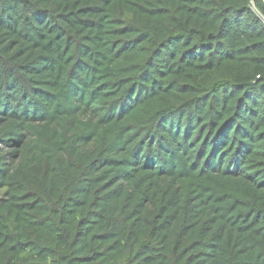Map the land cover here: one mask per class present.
<instances>
[{"label":"trees","instance_id":"obj_1","mask_svg":"<svg viewBox=\"0 0 264 264\" xmlns=\"http://www.w3.org/2000/svg\"><path fill=\"white\" fill-rule=\"evenodd\" d=\"M0 264H264V0H0Z\"/></svg>","mask_w":264,"mask_h":264}]
</instances>
